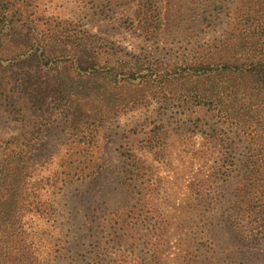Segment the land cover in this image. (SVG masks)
Returning a JSON list of instances; mask_svg holds the SVG:
<instances>
[{
  "label": "rangeland",
  "instance_id": "rangeland-1",
  "mask_svg": "<svg viewBox=\"0 0 264 264\" xmlns=\"http://www.w3.org/2000/svg\"><path fill=\"white\" fill-rule=\"evenodd\" d=\"M253 13L264 16V0H0V16L34 44L0 64V82H8L0 87V174L7 178L0 218L21 211L39 256L34 264H264L257 220L264 178H238L235 165L264 145V93L251 96L250 129L196 103L198 94L215 97L213 71L179 80L184 92L176 94L163 78L146 103L97 129H88L84 106L87 81H102L88 77L89 48L100 63L108 54L123 58L125 70L149 63L176 70L210 58L208 50ZM141 19L157 22V31L145 34ZM26 79L58 88L50 121L27 109ZM20 134L22 150L8 143ZM16 172L22 191L12 197L5 190L17 185ZM24 192L37 204L30 212ZM12 257L0 264H19Z\"/></svg>",
  "mask_w": 264,
  "mask_h": 264
},
{
  "label": "trees",
  "instance_id": "trees-1",
  "mask_svg": "<svg viewBox=\"0 0 264 264\" xmlns=\"http://www.w3.org/2000/svg\"><path fill=\"white\" fill-rule=\"evenodd\" d=\"M141 21L142 31L145 34H153L157 31V22L149 19H141ZM18 25L20 24L9 16H0V64L7 60L12 62L13 59L27 53L31 46L34 45L31 44L30 46L31 42L25 34L17 31ZM230 34L231 36L217 42L208 50L210 58L205 54L204 57L200 56L192 60L193 62L180 64L176 70L170 68L165 72L160 71L150 63L144 67L135 66L125 70L123 69V58L113 59V54H108L104 62L100 63L96 60L99 55L98 50L95 47L89 48L87 50V70H90L88 77L90 79L94 75L100 74L102 75V81L99 82L96 77L87 81V103L85 102L84 106L87 104L88 129L93 130L106 125L122 112L146 103L148 96L151 93H155L160 87L163 78L165 84L172 83L175 87L172 91L176 94L178 92L177 89L181 93L184 92L177 84L179 80L183 79L179 83L182 84L187 77L209 74L211 71L218 76L216 89L212 92L215 97H207L205 99L206 94H198L195 95L196 103L209 105L226 120L250 129L251 125L248 123L247 115L251 110V96L256 94L262 100V94L264 93V16H254V13L251 16L249 14L235 26V31ZM36 41L34 40V42ZM32 57L36 58V56ZM137 61L135 65H137ZM119 64L122 66L120 71L118 68ZM27 75L30 79L33 78V75L29 72H20L19 74L20 77H28ZM118 75L120 78H118ZM30 79H26L29 85L25 86V94L30 100L27 104V109L32 111L33 114L43 111L41 117L44 121H47L54 115L53 111L56 107L55 96L59 94L57 92L58 88L52 82L43 84L39 80L31 82ZM6 86H8V82L5 80L0 82L2 89L6 88ZM17 88L20 89V87ZM188 89L189 87H186L185 90ZM260 103L255 102L254 104L259 108ZM76 106L78 107L79 104L76 103ZM253 131L258 133L256 126ZM253 131L250 130V132ZM31 138L33 141L38 139L36 132L31 133ZM24 141L23 134H20L9 140L8 143H17L22 150L21 142ZM249 151L250 154L245 160L235 162L238 167L237 177L264 178L263 143H260L258 153ZM15 155L13 154V156ZM16 157H20V155H16ZM16 173L18 178H16L17 185L14 186L9 183V189L5 190L12 197L19 195L22 191L21 183H23V178L18 172ZM4 176L0 174V184L6 183L7 178H4ZM24 181L26 182V178H24ZM248 183L255 187V181L250 180ZM257 183L262 190L263 195L260 198L262 200L261 206L264 207V183H260V179H258ZM0 191H3L1 187ZM30 194L24 192V195L21 196V200H24L22 207L28 212L32 210V207L28 208V206L35 203L30 200ZM32 196L39 197L38 194H33ZM39 203L40 206H36V211L42 212V199H39ZM15 204L14 207L17 206V203ZM35 205L37 204L35 203ZM20 212V210L16 209L11 214V217L4 216L5 219L0 218V222L10 221V225H7L8 227H0V260L10 262L9 256L13 255V260L19 264H34L35 257L39 256L35 255L37 254V249L33 250V238L27 230V221H24L25 218H22ZM257 220L262 221V225H264V213L263 216H258ZM16 221L20 223L19 226L15 225ZM25 235H28V239L24 238ZM2 237H5L3 242ZM11 242H14L15 245H7Z\"/></svg>",
  "mask_w": 264,
  "mask_h": 264
}]
</instances>
